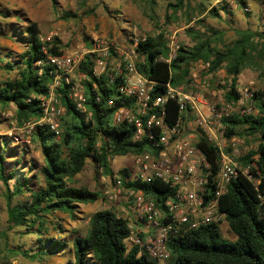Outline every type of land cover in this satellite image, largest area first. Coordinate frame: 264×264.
Returning <instances> with one entry per match:
<instances>
[{
    "label": "trees",
    "instance_id": "16d2710c",
    "mask_svg": "<svg viewBox=\"0 0 264 264\" xmlns=\"http://www.w3.org/2000/svg\"><path fill=\"white\" fill-rule=\"evenodd\" d=\"M50 2L55 10L56 1ZM186 5L187 0H174L166 5L165 11L170 10L171 16H174L181 9H186ZM197 8L199 13L205 9ZM207 13L215 16L216 10L210 8ZM0 16L6 17L2 13ZM168 19L169 16H165L164 20ZM184 32L190 37L191 45L177 46L174 57L168 63L160 60L165 59L168 52L166 32L161 28L135 45L138 57L135 69L153 83L148 94L150 106L156 98L165 95V84L172 88L186 84L196 61L207 64L205 75L213 76L219 70L224 71L227 80L223 101L234 104L240 97L237 76L241 70L258 66L264 60V33L247 29L236 31L235 39L219 50L215 46L221 37L219 32L206 30L207 34L191 28H186ZM8 36L24 49L17 60L5 62L1 67L5 71L15 69L16 72L12 79L0 82V111L11 110L14 125L20 127L29 120L41 117L38 98L47 94L48 85L55 75L46 57L58 56L62 52L56 38L43 42L39 40V28L34 22L27 21L20 28L11 26ZM77 70L82 74L85 112L75 110L67 98V85L62 81L56 90L63 109L57 134L41 125L30 136L41 156V165L37 170L41 177L40 186H27V179L18 170L20 160L15 161L6 172L9 164L4 162L3 155L7 152L14 154V150H2L1 143L6 146L9 138L0 137V181L6 187L5 224L8 230L25 227L40 232L46 215L58 211L73 217L78 204H92L100 198L99 192L75 185L74 177L87 160L113 184L118 181L123 189L142 191L160 211L163 210V201L171 198V191L159 180L145 183L130 179L126 168L113 174L110 168L113 157L148 153L152 148L144 139L137 142L132 139V125L125 121L118 124L112 122V114L121 101L124 107L132 108L133 99L118 95L115 87L120 81L117 78L109 81L112 74L110 67L106 66L104 72L93 76L90 57L84 55ZM108 101H112L113 106H108ZM251 106L254 114L232 113L220 119L223 135L227 139L236 136L247 142L252 138L256 143L253 149L235 159L247 169L250 178L237 176L217 200L218 211L224 214V223L235 237L234 241L224 240L215 223L193 229L181 227L177 233L168 235L165 242L168 257L162 264H264V98L260 93L252 92ZM163 111V121L174 124L179 116L175 99L168 98L163 104ZM198 133L197 146L210 165L211 180L217 172V150L203 138L201 131ZM225 151L228 152V149ZM10 180L13 182L8 188ZM19 183H23L25 188L20 189ZM208 187V194H211L213 184ZM25 191L29 194L27 203L10 205L13 197ZM129 232L127 220L118 217L112 210L94 211L88 216L85 233L70 240L72 264H157L139 246L126 245ZM37 242L38 250L45 255L60 253L66 247L65 241L52 238H40Z\"/></svg>",
    "mask_w": 264,
    "mask_h": 264
},
{
    "label": "rangeland",
    "instance_id": "374dc122",
    "mask_svg": "<svg viewBox=\"0 0 264 264\" xmlns=\"http://www.w3.org/2000/svg\"><path fill=\"white\" fill-rule=\"evenodd\" d=\"M55 1L54 10L50 0H0V14L6 16L4 18L0 16V82L15 76V69L5 71L1 67L5 62L17 60L24 48L9 38V28L23 27L27 21L37 24L39 36L42 38L49 37V40L56 38L62 54L73 51L81 54L94 45L97 50L94 54L98 55L101 54L102 49L107 48L108 56L105 63L110 70L117 63L120 52L128 51L136 41L142 38L153 36L158 28L166 32L168 42L172 38L177 46L185 47L191 45L190 37L184 32L186 28L207 34L206 30L219 32L221 37L215 42L219 50L235 39L236 31L247 29L264 33V0H243L242 6L247 4V12L242 11L239 0H187L186 9H181L174 16H171L170 10L165 11L166 5L173 3L174 0ZM199 6L200 9L205 8L201 13L198 12ZM221 6H225V10H220ZM210 8L216 10L215 16L207 13ZM165 16H169L167 21L164 20ZM187 16L190 19L188 22H186ZM203 73L204 71L199 74V86L203 96L209 104L221 101L223 105H219L218 110L223 111L226 104L222 96L227 80L224 71L219 70L213 76ZM246 88L260 93L264 98V60L258 66L243 68L237 76L238 92L242 94ZM246 105L248 101L243 98L242 105L229 106L228 113H238ZM10 113L11 110L8 109L0 111V133L14 126ZM250 113L254 114L255 111L251 109ZM2 136L5 135L0 134V137ZM255 145V140L249 138L237 149V156L244 154L248 149H253ZM6 148H17L20 152L18 159L22 162L18 166L19 170L29 166L36 170L41 165L38 147L31 141V137L28 144L21 146L10 140L6 146L2 142L1 149ZM110 168L113 174L121 168L131 170L130 160L126 156L113 157L110 160ZM23 172L20 174L28 181L27 173ZM38 183L36 179L34 184L37 186ZM11 184L12 181L7 183L8 188ZM18 185L20 189L25 188L23 183ZM75 185L99 192L100 198L92 204H78L73 217L61 213L53 217H50L51 214L46 215L41 227L43 231L36 234L33 232L34 228L7 229L4 202L6 187L0 181V264H72L71 238L82 236L85 233L88 216L100 209H110L118 217L127 220L132 233L138 230L145 231L142 226L133 221L131 201L123 192L116 193L112 180L102 176L90 160L86 161L83 169L77 174ZM27 186H31L29 181ZM107 192L115 193L116 197L108 199ZM27 201V195H22L11 199L10 205H20ZM218 232L227 242H233L235 239L224 222L218 225ZM40 238L65 241L66 247L57 254H41L37 247V240ZM127 246L130 247L129 244ZM24 253L26 254L23 255ZM162 262L157 261V264Z\"/></svg>",
    "mask_w": 264,
    "mask_h": 264
},
{
    "label": "built area",
    "instance_id": "2783aa9c",
    "mask_svg": "<svg viewBox=\"0 0 264 264\" xmlns=\"http://www.w3.org/2000/svg\"><path fill=\"white\" fill-rule=\"evenodd\" d=\"M242 11H248L247 4L242 6ZM38 37L41 42L49 41V37ZM136 43L137 41L128 51L118 54L117 63L111 69L109 81L113 78L120 81L115 87L118 95L133 99L132 108L124 107L121 101L112 114V122L118 124L125 121L132 125V139L136 142L144 139L152 148L148 153L126 156L131 165V170H128L129 178L145 183L159 180L171 191V198L163 201V210L160 211L140 190L123 189L118 181L114 184V190L116 193L123 192L131 201L133 221L145 230L132 233V228L128 225L130 232L125 240L126 245L139 246L149 258L164 261L168 257L165 247L168 235L177 233L181 227L193 229L208 223L219 225L224 222V214L218 211L219 195L224 193L228 183L237 176L250 178L247 169L235 160L238 157L237 149L243 146L244 140L236 136L227 139L223 135L220 119L230 115L227 109L229 106L242 105L243 98L248 101V105L235 114H253L250 113L252 91L244 89L242 94L239 92L240 97L234 104L225 103V109L218 110L219 105H223L222 102L209 104L199 86V74L207 68V64L196 61L186 84L175 88L165 84V95L156 98L150 106L148 94L153 83L135 69L138 58L134 50ZM167 48V57L160 58L166 63L174 57L177 49L172 38L167 43ZM106 49L95 55L97 50L91 45V48L81 54L73 51L47 56L48 64L54 68L55 75L48 85L47 94L38 98L41 117L29 120L20 127L12 125L5 136L21 146L28 144L30 135L37 126H46L56 135L59 118L63 113L56 90L62 81L67 85L68 100L75 110L84 113L82 74L77 70L78 64L84 55H88L92 63V75H100L106 69ZM42 51L44 52L43 48ZM168 98L175 99L178 106L179 116L174 124L163 121V104ZM108 106H113V102L108 101ZM198 131L217 150L218 167L211 180L210 165L197 146ZM210 184H213V192L208 194ZM107 194L108 199L116 197L115 193Z\"/></svg>",
    "mask_w": 264,
    "mask_h": 264
},
{
    "label": "crops",
    "instance_id": "0c3cea01",
    "mask_svg": "<svg viewBox=\"0 0 264 264\" xmlns=\"http://www.w3.org/2000/svg\"><path fill=\"white\" fill-rule=\"evenodd\" d=\"M238 1V0H237ZM243 0H239L238 1V3H239V5L240 6H242V4H243ZM237 3V2H236ZM222 7H224V9H222ZM220 10H225V6H221L220 7ZM20 45V44H19ZM24 49V48H23ZM10 114H12V113H10ZM6 131H4V132H1L0 134H2V135H5L6 133H7V131H8V129H5ZM8 143V141L6 142V144ZM9 148H6V150H8ZM11 150V149H10ZM13 150H14V154H8V152L7 153H4V155H3V157H4V162L6 163V164H9V167L10 168H12L13 167V165H14V162L15 161H17V160H19L18 159V157H19V154H20V152L18 151V149L17 148H13ZM12 150V151H13ZM25 155L23 154V157H24ZM22 157V156H21ZM21 162H22V160H21ZM25 163V165H26V162H24ZM27 166H29L28 164H27ZM9 167H8V170H9ZM40 167V166H39ZM38 167V168H39ZM24 169H25V171H24ZM7 169H6V172L8 171ZM18 170H19V167H18ZM21 170V171H20ZM19 170V172H23V173H27V177H28V181H29V183L31 184V186H30V188L32 187V188H36V187H38V186H40L41 185V183H40V181H41V178H40V176H38V169H36V170H34V168H30V166H29V168L28 167H23L22 169H20ZM77 177V175H75V177L74 178H76ZM36 179H38V181H39V183L37 184V186L34 184L35 183V180ZM10 181H12L13 182V180H10ZM10 181H8V182H10ZM12 185V184H11ZM10 188H11V186H10ZM22 195H27V197L29 198V194L25 191L23 194H21L20 196H22ZM16 197H18V196H16ZM13 198H15V197H13ZM12 198V199H13ZM60 213L61 212H58V211H55V212H53V213H51V216L50 217H53V216H59L60 215ZM61 214H63V213H61ZM63 215H66V214H63ZM41 231H43V230H41ZM40 231V232H41ZM40 232H36V234H39ZM38 237H40V236H38ZM37 237V238H38Z\"/></svg>",
    "mask_w": 264,
    "mask_h": 264
}]
</instances>
